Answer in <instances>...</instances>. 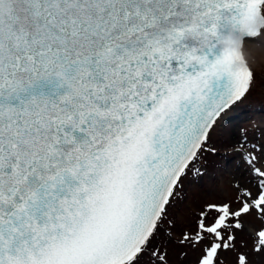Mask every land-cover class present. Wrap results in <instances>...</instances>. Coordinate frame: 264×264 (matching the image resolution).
<instances>
[{"label":"snow or ice","instance_id":"obj_1","mask_svg":"<svg viewBox=\"0 0 264 264\" xmlns=\"http://www.w3.org/2000/svg\"><path fill=\"white\" fill-rule=\"evenodd\" d=\"M257 115L264 0H0V264H264Z\"/></svg>","mask_w":264,"mask_h":264},{"label":"rangeland","instance_id":"obj_2","mask_svg":"<svg viewBox=\"0 0 264 264\" xmlns=\"http://www.w3.org/2000/svg\"><path fill=\"white\" fill-rule=\"evenodd\" d=\"M246 119L247 109L233 114L225 123L223 129L218 130L213 137V142L218 148L219 155L209 157L211 161L209 176L201 180L199 184H194L191 178L185 181L187 199L183 205L179 206L181 212L187 210L190 206L196 207L205 195H212L226 189L230 175L236 174V161L231 157L232 143L238 137L239 128L248 126L245 122ZM255 119L261 121L264 120V117L257 115ZM226 154L228 159H222ZM173 211L175 212V210Z\"/></svg>","mask_w":264,"mask_h":264}]
</instances>
